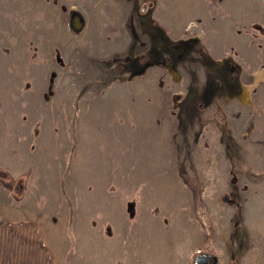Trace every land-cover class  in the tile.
Returning a JSON list of instances; mask_svg holds the SVG:
<instances>
[{"label": "rangeland", "instance_id": "rangeland-1", "mask_svg": "<svg viewBox=\"0 0 264 264\" xmlns=\"http://www.w3.org/2000/svg\"><path fill=\"white\" fill-rule=\"evenodd\" d=\"M68 4L0 0V264H264V5L112 53Z\"/></svg>", "mask_w": 264, "mask_h": 264}, {"label": "crops", "instance_id": "crops-1", "mask_svg": "<svg viewBox=\"0 0 264 264\" xmlns=\"http://www.w3.org/2000/svg\"><path fill=\"white\" fill-rule=\"evenodd\" d=\"M262 1L248 0L252 7H261L260 5H264ZM67 2L72 12L70 19L72 26L86 28L87 34L84 37H97L96 39L112 37L108 51L120 53L129 50V44L136 42L135 37H146L145 34L153 30L160 37H181L185 27L189 26L194 32L196 29L195 35L203 37L207 22L194 18L184 19L181 16L186 10L195 7L199 9V13L201 10L204 11L201 14L207 21L208 15L205 10L211 5L212 0H67ZM254 23L261 24L256 20ZM162 25H172L174 30L169 33ZM179 25H182L181 30ZM230 38L233 39L228 37ZM216 46L215 43L211 44L212 48ZM205 47L209 45L206 43ZM209 50L212 51L210 47Z\"/></svg>", "mask_w": 264, "mask_h": 264}, {"label": "water", "instance_id": "water-1", "mask_svg": "<svg viewBox=\"0 0 264 264\" xmlns=\"http://www.w3.org/2000/svg\"><path fill=\"white\" fill-rule=\"evenodd\" d=\"M211 260L214 264H217V257L210 253H201L199 255H196L194 258L195 264H208V262Z\"/></svg>", "mask_w": 264, "mask_h": 264}, {"label": "flooded vegetation", "instance_id": "flooded-vegetation-1", "mask_svg": "<svg viewBox=\"0 0 264 264\" xmlns=\"http://www.w3.org/2000/svg\"><path fill=\"white\" fill-rule=\"evenodd\" d=\"M208 264H214L213 262H211V260L208 262Z\"/></svg>", "mask_w": 264, "mask_h": 264}, {"label": "bare ground", "instance_id": "bare-ground-1", "mask_svg": "<svg viewBox=\"0 0 264 264\" xmlns=\"http://www.w3.org/2000/svg\"><path fill=\"white\" fill-rule=\"evenodd\" d=\"M244 92V91H243Z\"/></svg>", "mask_w": 264, "mask_h": 264}]
</instances>
